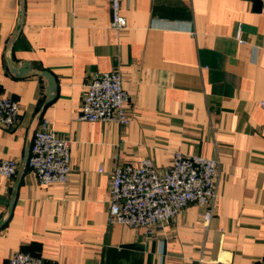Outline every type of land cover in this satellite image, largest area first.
<instances>
[{"label": "crops", "instance_id": "crops-1", "mask_svg": "<svg viewBox=\"0 0 264 264\" xmlns=\"http://www.w3.org/2000/svg\"><path fill=\"white\" fill-rule=\"evenodd\" d=\"M257 1L121 0L117 30L109 0H0V93L19 106L18 122L0 126V161L18 166L0 177V264L17 252L47 264H264ZM111 70L130 123L79 121L88 83ZM43 120L68 141L65 185L42 186L27 167ZM176 152L217 159L209 222L190 204L149 236L108 225L110 173L144 158L162 173Z\"/></svg>", "mask_w": 264, "mask_h": 264}, {"label": "built area", "instance_id": "built-area-1", "mask_svg": "<svg viewBox=\"0 0 264 264\" xmlns=\"http://www.w3.org/2000/svg\"><path fill=\"white\" fill-rule=\"evenodd\" d=\"M120 1L109 0L111 26L117 30L126 26L125 18L119 14ZM128 102L129 95L122 89L117 70L98 74L87 85L78 120L127 126L132 119ZM261 106L264 107V103ZM18 116L17 102L0 93V126H14ZM17 167L14 160L0 161V177L10 179L16 174ZM27 167L42 186L65 185L68 180L71 169L68 141L59 137L46 120L41 121L34 134ZM217 168L215 158L178 152L173 153L171 165L162 173L148 158L142 159L135 167H116L110 173L108 225L143 229L149 236L157 225L190 204L205 207L203 219L208 223L218 198ZM8 264L47 263L17 252Z\"/></svg>", "mask_w": 264, "mask_h": 264}, {"label": "water", "instance_id": "water-1", "mask_svg": "<svg viewBox=\"0 0 264 264\" xmlns=\"http://www.w3.org/2000/svg\"><path fill=\"white\" fill-rule=\"evenodd\" d=\"M255 2H256L257 5H258V1L255 0ZM44 77L49 81L50 85H51L52 87H54V83H53L52 77H50V75H48L47 73L44 74ZM50 92H53V89H51Z\"/></svg>", "mask_w": 264, "mask_h": 264}]
</instances>
